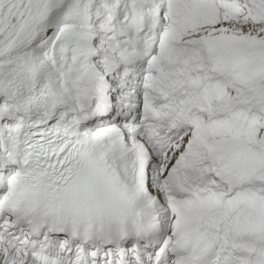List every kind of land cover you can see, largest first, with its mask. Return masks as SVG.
<instances>
[{"label": "snow or ice", "instance_id": "1", "mask_svg": "<svg viewBox=\"0 0 264 264\" xmlns=\"http://www.w3.org/2000/svg\"><path fill=\"white\" fill-rule=\"evenodd\" d=\"M0 264H264V0H0Z\"/></svg>", "mask_w": 264, "mask_h": 264}]
</instances>
